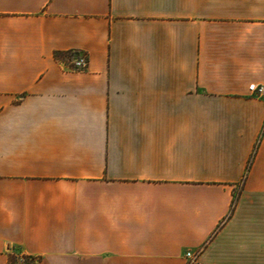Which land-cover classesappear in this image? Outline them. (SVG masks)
<instances>
[{
  "label": "crops",
  "instance_id": "obj_1",
  "mask_svg": "<svg viewBox=\"0 0 264 264\" xmlns=\"http://www.w3.org/2000/svg\"><path fill=\"white\" fill-rule=\"evenodd\" d=\"M252 83L264 0H0V264H264Z\"/></svg>",
  "mask_w": 264,
  "mask_h": 264
},
{
  "label": "built area",
  "instance_id": "obj_2",
  "mask_svg": "<svg viewBox=\"0 0 264 264\" xmlns=\"http://www.w3.org/2000/svg\"><path fill=\"white\" fill-rule=\"evenodd\" d=\"M88 64V56L87 54L83 53L73 60L70 61V67L72 69L82 70L87 67ZM251 92H253L258 97L264 98V83H252L249 86ZM187 257L189 258L188 264H195L197 261V253L192 251H188L186 253ZM37 258L27 255L25 253H20L15 256V258L10 262V264H31Z\"/></svg>",
  "mask_w": 264,
  "mask_h": 264
},
{
  "label": "trees",
  "instance_id": "obj_3",
  "mask_svg": "<svg viewBox=\"0 0 264 264\" xmlns=\"http://www.w3.org/2000/svg\"><path fill=\"white\" fill-rule=\"evenodd\" d=\"M77 53H78V51H76V50H73V51H66V52H56L55 53V56L57 57V58H64V57H71V56H74V55H77ZM79 55H81V54H79ZM78 55V56H79ZM250 165V164H249Z\"/></svg>",
  "mask_w": 264,
  "mask_h": 264
}]
</instances>
